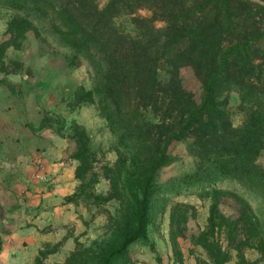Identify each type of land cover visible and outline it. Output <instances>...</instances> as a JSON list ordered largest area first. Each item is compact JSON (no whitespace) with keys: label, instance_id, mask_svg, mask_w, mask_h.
<instances>
[{"label":"trees","instance_id":"16d2710c","mask_svg":"<svg viewBox=\"0 0 264 264\" xmlns=\"http://www.w3.org/2000/svg\"><path fill=\"white\" fill-rule=\"evenodd\" d=\"M0 8L18 14L0 43V73L19 66L16 60L6 64L5 58L9 48H22L28 31L51 38L66 54L67 69L90 66L92 86L79 88L74 100L96 105L116 145L114 166H103L110 190L97 195L95 155L85 128L73 121L64 133L63 123L54 128L42 122L40 129H52L74 143L69 158L77 163L78 185L64 201L98 207L120 203L115 215L108 214L105 238L88 246L76 241L56 264H129L131 246L149 242L148 227L164 211L166 197L183 192L211 200L206 228L194 238L207 255L201 264H226L232 251L237 264H258L245 257L247 249L264 259V222L245 199L250 194L264 205V166L258 162L264 150V29L251 17L255 11L264 16L263 5L249 0H107L101 8L96 0H0ZM141 9L150 16H134ZM126 16L132 31L115 24ZM247 24L253 30L243 32ZM180 65L190 67L200 82V103L184 91L176 72ZM6 84L0 78V86ZM233 91L246 113L238 127L227 122ZM207 118L216 135L187 143L192 129ZM181 143L187 145L190 167L162 182L161 172L178 161L173 150ZM221 183L242 190L229 191ZM224 196L243 205L237 218L221 213ZM175 222L172 211L170 241L182 264L177 238L185 228H176ZM59 246L46 244L34 264H44Z\"/></svg>","mask_w":264,"mask_h":264},{"label":"rangeland","instance_id":"374dc122","mask_svg":"<svg viewBox=\"0 0 264 264\" xmlns=\"http://www.w3.org/2000/svg\"><path fill=\"white\" fill-rule=\"evenodd\" d=\"M96 1L101 8L107 2ZM249 1L264 6V1ZM134 16L149 17L150 13L141 9ZM15 17H18L16 12L0 8V43L8 38L5 32L10 20ZM251 17L264 29V16L255 11ZM130 20L129 16L118 18L115 24L124 30L132 31ZM252 30V26L247 24L243 32ZM10 60L19 62V66H9V70H14L13 73H0V78L7 83L0 86V233L4 235L8 234L9 230L1 228L3 221L13 228L29 226L31 211L38 212L40 208L44 209V206L50 204L42 197L44 191L41 193V188L46 186L47 190H58L56 194L64 201L78 185L74 177L77 163L69 158L74 150V143L52 129H40L43 121L54 128L63 123L64 133L68 132L69 124L73 121L85 128L95 155L94 171L98 174V183L94 192L97 195H106L110 190V184L103 176V166H114L118 158L115 141L106 121L100 117L96 105H78L74 100V94L79 88L89 90L92 86L89 65L83 64L74 70L67 69L66 54L55 46L51 38H37L31 30L27 32L20 50L8 49L6 64ZM176 72L184 91L196 103H200L201 84L191 68L180 65L177 66ZM228 100L227 122L232 127H238L246 119V113L239 106V94L231 92ZM210 122L207 118L198 123L189 133L187 143L215 136ZM186 146V143H181L174 148L173 153L178 157V161L161 172L162 182L178 176L190 167L191 158L187 154ZM48 156L50 158H47ZM258 162L264 166V150ZM31 180L34 181V187H31ZM219 187L229 191L242 190L229 183H221ZM33 189L35 190L32 193ZM245 199L252 212L264 222L263 203L250 194H245ZM165 200L164 211L157 213L148 227L149 242H138L131 246L128 254L129 264H180L170 241L172 211L176 215L175 227L185 228L183 237L177 238L182 264H201L203 260L208 261L206 252L194 243V238L206 228L210 198L194 192H183L168 196ZM182 204L189 206L183 207ZM57 205L52 204L45 211L49 212ZM119 208L120 203L116 200L99 207L93 204L85 205L83 202L71 204L72 218L68 224L64 225L61 221L64 219L58 217L57 225L44 223L41 232L53 233L61 230L64 237L58 235L61 238L57 242L60 243L59 250L67 238L73 240L74 247L76 241L88 246L93 241L107 236L108 214L115 215ZM220 211L224 216L234 219L244 210L242 204L224 196ZM220 240L223 245L226 244L223 235ZM244 253L248 260H257L258 264H264V259L256 250L247 249ZM235 254L232 251V258L226 264H237Z\"/></svg>","mask_w":264,"mask_h":264},{"label":"crops","instance_id":"0c3cea01","mask_svg":"<svg viewBox=\"0 0 264 264\" xmlns=\"http://www.w3.org/2000/svg\"><path fill=\"white\" fill-rule=\"evenodd\" d=\"M47 158L50 157L48 156ZM33 182L34 181L31 180V187H34ZM41 189V193L44 191L42 197L46 199V203L50 202V204L46 206L43 205L44 209L40 208L38 212L31 211V225L24 227L14 226L16 228H13L8 225V223L3 221L1 228L9 230V233H5V235L0 233V264H34L35 259L38 256V252L42 250L46 244H55L60 241L61 238H59L58 235L64 237L61 230L53 233H46L41 232V227L45 225L44 223H47L46 225H57L58 217H61L60 219H64L61 220L64 225L68 224L69 219L72 218V203L62 201L61 196L56 194V192H58L56 189L47 190L46 186ZM34 190L35 189L31 190V192ZM56 203L58 205L55 206V208L52 210L50 209L49 212H47V210L45 211V209H47L50 205ZM73 248V240L71 238L65 239L60 250L58 249L56 253L48 255L44 260V264L62 262L64 258H66L68 254L73 251ZM55 258L56 261H54Z\"/></svg>","mask_w":264,"mask_h":264}]
</instances>
